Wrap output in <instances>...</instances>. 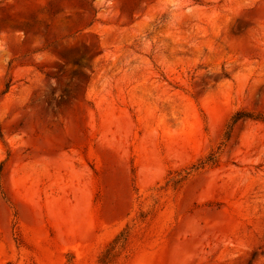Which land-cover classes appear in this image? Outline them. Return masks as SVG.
Wrapping results in <instances>:
<instances>
[{
    "label": "rangeland",
    "instance_id": "rangeland-1",
    "mask_svg": "<svg viewBox=\"0 0 264 264\" xmlns=\"http://www.w3.org/2000/svg\"><path fill=\"white\" fill-rule=\"evenodd\" d=\"M127 225L117 264H264V0H0V264Z\"/></svg>",
    "mask_w": 264,
    "mask_h": 264
},
{
    "label": "trees",
    "instance_id": "trees-1",
    "mask_svg": "<svg viewBox=\"0 0 264 264\" xmlns=\"http://www.w3.org/2000/svg\"><path fill=\"white\" fill-rule=\"evenodd\" d=\"M199 168V167H197ZM130 228L119 231L98 255L95 264H117L128 244Z\"/></svg>",
    "mask_w": 264,
    "mask_h": 264
}]
</instances>
